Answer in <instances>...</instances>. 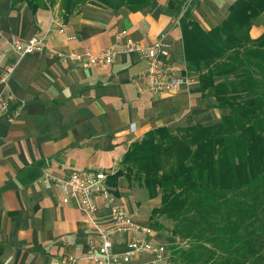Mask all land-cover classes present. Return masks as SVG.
I'll list each match as a JSON object with an SVG mask.
<instances>
[{
	"label": "crops",
	"instance_id": "crops-1",
	"mask_svg": "<svg viewBox=\"0 0 264 264\" xmlns=\"http://www.w3.org/2000/svg\"><path fill=\"white\" fill-rule=\"evenodd\" d=\"M235 1L209 0L196 20L209 31L227 18ZM172 12L168 0H152L138 12L88 5L65 21L59 2L34 10L26 1L0 0V77L17 66L9 82L15 105L0 117V264H65L70 257L80 258L88 240L96 237L77 203L64 205L57 188L43 186L44 174L103 172L110 182L130 146L148 132L202 124L214 116L206 107L199 110L184 88L139 96L137 85L143 83L147 64L136 54L119 55L106 69L82 70L47 51L19 57L12 36L26 41L51 31L49 47L63 53L103 50L121 30L144 45L165 36L170 45L166 56L185 65L181 30L174 29ZM263 15L253 23L252 39L264 33ZM17 107L22 115L14 118ZM216 112L224 115V110ZM110 185L132 216H143L130 191L145 189L125 177ZM106 214L100 202L98 216ZM156 240L162 243L159 236Z\"/></svg>",
	"mask_w": 264,
	"mask_h": 264
},
{
	"label": "trees",
	"instance_id": "trees-1",
	"mask_svg": "<svg viewBox=\"0 0 264 264\" xmlns=\"http://www.w3.org/2000/svg\"><path fill=\"white\" fill-rule=\"evenodd\" d=\"M55 7L67 21L82 5L142 11L152 0H15ZM180 11L182 1L168 0ZM264 0H236L227 18L205 31L189 13L180 19L187 69L198 76L210 109L227 112L212 125L172 130L159 127L134 142L110 177H120L161 196L155 217L173 223V237L189 240L172 247L174 264H264V33L252 39ZM164 226L152 224L159 231Z\"/></svg>",
	"mask_w": 264,
	"mask_h": 264
},
{
	"label": "built area",
	"instance_id": "built-area-1",
	"mask_svg": "<svg viewBox=\"0 0 264 264\" xmlns=\"http://www.w3.org/2000/svg\"><path fill=\"white\" fill-rule=\"evenodd\" d=\"M205 1L195 0L198 3ZM1 22L0 17V26ZM11 46L19 57L47 51L61 61L76 63L82 70L106 69L115 63L119 55L136 54L147 64L142 74L143 83L137 85L139 96L147 93L171 94L189 87L193 81V75L186 66L166 56L170 45L163 38L144 45L135 41L127 30L119 31L111 46L97 52L87 48L69 53L51 49L48 32L37 33L26 41L12 36ZM16 68V65L8 67L0 77V117L15 105L16 96L9 89V82ZM21 115L22 109L17 107L13 117ZM41 181L46 189L59 190L64 205L77 203L96 231V237L88 240L86 252L80 258H68L65 264H80L83 261L93 264H169L166 247L156 244L153 241L155 231L136 221L128 212L121 197L112 189L108 174L81 170L58 177L46 173ZM100 202L107 209L104 217L98 216ZM117 248L122 249L117 251Z\"/></svg>",
	"mask_w": 264,
	"mask_h": 264
},
{
	"label": "rangeland",
	"instance_id": "rangeland-1",
	"mask_svg": "<svg viewBox=\"0 0 264 264\" xmlns=\"http://www.w3.org/2000/svg\"><path fill=\"white\" fill-rule=\"evenodd\" d=\"M180 1H182L181 10L172 12L173 27L176 30H181L180 19L186 13H189L191 15L192 19L194 21H196L197 23H199L196 20L197 19L196 14H197L198 11L202 10L201 5L202 4H204V5L207 4L209 0H206L204 3H198V2H195V0H180ZM88 5L94 6V7H98V8H103L99 4L97 5V4H89V3H87L86 5H82L80 7V10H82L83 7L88 6ZM262 18L264 19V15L262 16ZM128 27H129V24H127V28ZM46 32L49 33V43H50V38L52 37V33L53 32H51V31H46ZM46 32H44V33H46ZM162 38L164 39V42H166L165 41L166 37L163 36ZM158 40H160V39H158ZM157 41H154V42H157ZM182 66H186V68H187V64L186 63H185V65L182 64ZM189 72L193 75V81L191 82V85L189 87H183L185 89L186 94L189 96L190 100L193 101V103H195V104L197 103L199 110H204V107H206L209 110L208 113L210 114V113L213 112V115H214L213 118L205 119L201 123L204 124L205 126H208V125H212L214 123L219 122L221 120V118L227 114V112L224 111V115H222L220 113L217 114L216 111L218 109H210V108H208V107H211L214 104V99L213 98H202L201 97V94L198 92V89L200 88L199 82H198V76L195 73H193L192 71H189ZM194 88L196 90H194ZM212 110H214V111H212ZM184 127H186V126H183V128ZM172 130H175V128L172 129ZM133 185H135L136 187H139L137 184H133ZM139 188H141V187H139ZM141 189H144V188H141ZM130 193H131L132 202H136L135 206L137 208H139V209H142L141 210L142 214L140 213V215H143L142 217L140 216V218H137V217L133 216V218L136 221H138L139 223H141L143 225H147V226H149L151 228H152V224L154 222L156 224L160 223L161 225L164 226L159 231H157V230L152 228L155 231L154 237H153V241L156 244H158L156 239H157L158 236L161 238L162 243H160V244L163 245L164 247H166L167 253H168L169 257H170L168 262H169V264H174L172 247L177 246L179 248L188 249L190 247V244H191L190 241L189 240H182V239L173 237V235L171 233V231L173 230V223L171 221L164 220V218H159V217H155V219H153V221H152V219H151L152 218V211L155 208H159L161 206V196L150 200L146 190L145 191H130ZM146 258L151 259L150 257H146Z\"/></svg>",
	"mask_w": 264,
	"mask_h": 264
}]
</instances>
